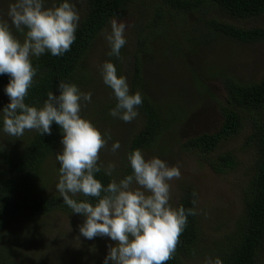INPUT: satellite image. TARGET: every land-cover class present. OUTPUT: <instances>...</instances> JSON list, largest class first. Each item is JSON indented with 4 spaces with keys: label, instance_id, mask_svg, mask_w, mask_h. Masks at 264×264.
Returning a JSON list of instances; mask_svg holds the SVG:
<instances>
[{
    "label": "trees",
    "instance_id": "16d2710c",
    "mask_svg": "<svg viewBox=\"0 0 264 264\" xmlns=\"http://www.w3.org/2000/svg\"><path fill=\"white\" fill-rule=\"evenodd\" d=\"M138 1L82 0L78 3L82 4L79 11L80 23L71 50L63 56H52L46 53L32 59L37 75L28 90L25 102L37 108L42 107L48 92L56 91L57 81L75 83L82 91L86 87L88 91H91L89 88L92 87L93 75L84 65L94 39L113 18L122 19L129 14ZM154 2L157 4H153L151 17L143 27L138 28L140 30L136 40L126 43L121 49V58L104 55L105 60L110 58L115 64L119 75L124 74L122 69L126 65L127 71L123 76L127 78L130 93L139 91L143 97V103L139 107V118L128 123L120 121L121 126H125V140L121 137L120 130L112 129L113 133H110V129L103 125L105 109L102 106V100L96 101L97 98L92 96L91 103L87 104L81 113L82 116L89 115L88 120L94 125L99 123L101 132L110 133L111 140L101 152L111 151V144L117 140L120 142V148L116 153L125 150L126 154L123 152L124 156L119 158L120 163L123 161L120 179L131 174L132 171L127 160L128 153L134 149H140L144 153L148 147L159 145L165 132L178 117L177 105L183 95L180 84L195 83L198 87L203 84L198 75H193L194 71L189 73L191 78L187 81L186 77L180 73L175 84H171L170 81L174 79L170 76H173L175 72L169 71L168 66L171 64L167 66L163 63L161 66L160 76L166 74L163 80L150 75L149 68H154L153 64L158 58L156 52L160 54V52L170 51L178 54L176 46L179 43L176 40L172 42V39H167L169 44L165 50L157 49L155 45V40L159 39L160 35L163 36L165 32L174 31L177 28L178 21L173 19V11L180 14L198 13L204 19L203 25L206 27L201 28L208 31L215 39L224 34L244 43L264 41V27L245 29L218 21L216 17L210 16V11L218 8L237 18L259 17L264 14V0H154ZM59 3L60 0H46L45 7ZM152 3L153 0L150 4ZM201 28L193 32H199ZM132 48L136 50L133 51ZM7 83L8 76H0L2 105L0 107L8 103L5 102L8 101V97L4 93V86ZM223 86L226 97L219 105L222 114L220 127L215 132H204L183 143L185 149L201 157L204 156L208 166L216 173H224L228 169L235 168L237 160L228 151L217 153L211 158L209 154L218 148L223 139L235 135L242 129L246 114L263 113L264 110V78L257 82H241L234 77L225 76ZM115 104L116 100L110 104V107H115ZM91 110L93 113H90ZM136 122H139V126L133 128ZM252 122L254 127L248 139L255 145L256 158L253 166L248 168L247 179L242 187L240 217L234 219L235 222L229 231L225 232L224 229L222 232L215 233L210 239L203 238L197 219L196 190L190 183L182 184L176 207L194 209L196 214L188 215L187 225L179 237L173 258L166 264L196 262L194 259L197 258L202 261L206 258L213 260L218 258L221 264H261L264 254V117L261 115L258 118L254 117ZM52 127L51 136H42L36 130H27L12 146L6 145L3 141L0 142V264H14L11 252L6 245L9 242H19L16 241L17 237L22 238L21 235H23L18 231L16 235L6 238L9 225L22 220L23 226L28 231L33 223L31 226H25V224L31 218H38L34 222L38 226L39 218L50 211L57 209L65 212L72 211L57 190H46L45 181L42 178L45 161L56 152L60 144L59 130L55 124ZM96 178L105 186L112 179H116L114 172L109 177L103 170L97 173ZM73 198L96 202V198L84 197L82 194H77ZM26 237L25 239H28ZM8 239L11 240L8 241Z\"/></svg>",
    "mask_w": 264,
    "mask_h": 264
},
{
    "label": "clouds",
    "instance_id": "9594fccd",
    "mask_svg": "<svg viewBox=\"0 0 264 264\" xmlns=\"http://www.w3.org/2000/svg\"><path fill=\"white\" fill-rule=\"evenodd\" d=\"M46 0H14L7 10L8 19H0V76L7 75L4 93L8 103L0 107V131L20 138L27 130L51 136L53 124L60 133L62 150L56 153L59 180L56 189L72 214L83 217L78 225L80 236L114 242L107 245L102 264H166L173 258L179 237L194 209L173 207L171 181L181 176L178 165H169L160 157L146 158L140 149L127 155L131 174L106 186L96 178L102 170L111 177L114 163L104 166L100 152L111 140L109 132H101L81 113L92 101L90 91H82L75 83L57 81L43 106L25 102L37 75L32 59L50 53L63 56L76 40L80 13L72 0L45 7ZM111 31L105 34L109 57L121 58L126 45L128 25L113 18ZM24 34L18 39L12 29ZM103 83L112 90L115 107L109 114L126 123L139 116L142 94L130 93L127 78L119 75L115 64L106 60L100 66ZM120 142L111 144L116 152ZM77 194L96 198L74 199ZM204 264H221L217 258H206Z\"/></svg>",
    "mask_w": 264,
    "mask_h": 264
},
{
    "label": "rangeland",
    "instance_id": "374dc122",
    "mask_svg": "<svg viewBox=\"0 0 264 264\" xmlns=\"http://www.w3.org/2000/svg\"><path fill=\"white\" fill-rule=\"evenodd\" d=\"M151 1L139 0L129 14H126L122 19H117L128 25L125 32L127 43L136 40L140 30L138 28L143 27L151 17L153 4L156 3L153 0V3L150 4ZM13 2L14 0H0V19H8L7 10L9 4ZM81 2L82 0H72L78 11L82 6L78 3ZM210 12V16L216 17L218 21L237 27L245 29L264 27V14L255 18L242 19L230 16L218 8ZM173 15V19L178 21L177 28L174 31L165 32L163 36L160 35L159 39L155 40V45L157 49L165 50L169 44L167 39H172V42L176 40L179 43L176 46L178 54L170 51L160 52V54L156 52L158 58L154 56L155 64H153L154 68H149L150 75L163 80L166 74L160 76L161 66L163 63L167 66L171 64L168 66L169 71H175L173 76H170L174 79V81H170L171 84H175L180 73L186 77L187 81L191 78L189 74L191 71H194L193 75L199 76L203 84L199 87L195 83L180 84L183 95L177 105L179 108L178 117L165 132L159 145L148 147L144 150V154L146 158L160 157L166 160L169 165L180 167V178L170 182L171 203L173 207H176L182 184H192L197 193L198 223L203 238L210 239L215 233L222 232L224 229L225 232L229 231L235 222L234 219L240 217L242 187L247 179L248 168L253 166L256 158L255 145L248 139L254 127L252 118H258L260 115L264 117V110L263 113L246 114L242 129L235 135L223 139L218 148L209 154L211 158L217 153L228 151L235 156L237 166L224 173L214 172L208 166L204 156L201 157L195 152L185 149L183 143L204 132H215L220 127L222 114L219 105L224 102L226 97L223 86L225 76L234 77L241 82H257L264 78V41L244 43L224 34L215 39L204 29L206 28L203 25L204 19L198 13L180 14L173 11ZM202 26L204 28H201ZM199 28H201L199 32H193ZM12 30L18 39L21 41L24 39L23 33L17 32L14 28ZM110 31L111 26L108 23L96 36L86 55L84 67L88 68L90 73L92 72L94 79L92 87L88 88L91 90L92 96L97 98L96 101L102 100V106L105 109L103 125L110 129V133H113V130H120L121 137L125 140V126H121L120 119L109 114L112 109L110 104L116 99L112 90L103 83L100 74V66L106 60H110V58L104 59V55H108L109 52L105 34ZM198 45L202 46L197 48ZM132 50L136 49L132 48ZM122 71L124 74L126 73V65ZM83 91L88 92L87 87ZM150 91L153 93L151 89ZM0 106H2L1 102ZM90 113H93L92 110ZM83 117L89 119V115H83ZM138 121L140 122V120ZM139 122H136L133 128L139 126ZM95 126L99 129V123ZM20 138L10 137L0 131V142L3 141L8 146L18 142ZM61 150L62 145L59 144L56 152L45 161L42 178L47 191L57 190L59 163L55 157L56 153ZM123 152L126 154L124 149L117 153L107 150L99 154L103 165L117 164L114 170L116 180L120 179L122 172L123 161L120 163L121 159L119 160V158L124 156ZM37 220L38 218H31L26 222L25 226H31L33 223L28 231L23 226L22 220L7 227L6 238L16 235L18 231L23 234L22 238L17 237L16 241L19 242H9L6 245L8 251L11 252L14 264H102L107 253V245L114 244L107 238L96 237L93 240H87L80 236L78 225L83 222V217L72 214V211L65 212L59 209L50 211L39 218L38 226L34 224ZM25 236L28 239H25ZM10 240L8 239V241ZM194 260L196 262L187 261L184 264H204L205 262L200 258ZM260 262L264 264V254Z\"/></svg>",
    "mask_w": 264,
    "mask_h": 264
}]
</instances>
